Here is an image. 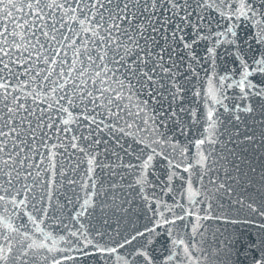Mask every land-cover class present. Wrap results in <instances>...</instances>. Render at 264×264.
<instances>
[{
	"label": "snow or ice",
	"instance_id": "6c2138e0",
	"mask_svg": "<svg viewBox=\"0 0 264 264\" xmlns=\"http://www.w3.org/2000/svg\"><path fill=\"white\" fill-rule=\"evenodd\" d=\"M0 210V264H264V0H0Z\"/></svg>",
	"mask_w": 264,
	"mask_h": 264
},
{
	"label": "water",
	"instance_id": "95a60500",
	"mask_svg": "<svg viewBox=\"0 0 264 264\" xmlns=\"http://www.w3.org/2000/svg\"><path fill=\"white\" fill-rule=\"evenodd\" d=\"M196 133H197V129L194 128L193 129V139L196 137ZM192 151L194 152L195 149H192ZM138 204H139V201H137L136 205H133V209L136 210L137 213L139 211L138 210ZM0 211H2V210H0ZM61 215L64 216V222L65 223H72L67 216V212L61 213ZM21 221H23L24 223H27L26 217L18 216L16 223H20ZM132 221L135 222L136 227H141L143 224L148 223V220L142 214H139V219L137 218V215H133ZM149 226H151V225H149ZM28 227H29V229H32L31 224H28ZM41 227H44L46 232H51L54 236H57V237L60 234H62V226L59 224L58 221L49 220L46 226L41 225ZM113 227H115V218H113ZM107 240H109L108 236L105 237L104 241H100V243H104ZM49 243H50V241H49ZM56 247L58 249H68L69 245L67 243L60 242ZM166 247H167L166 235H161L159 237V240L157 241V244H156V248L161 255V259L163 258V255L166 254L165 253ZM90 251H91V249H90ZM63 254H65V253H53L52 255H56L57 259H59L60 256ZM66 254L76 258L75 261L70 260L67 262V264H112L111 261L106 262L99 257H90V258L84 259V258L80 257L78 255V253H76L74 251H68ZM45 255H47V253L44 251L37 252L36 257H35V264H44L43 257ZM49 264H50V262H49Z\"/></svg>",
	"mask_w": 264,
	"mask_h": 264
}]
</instances>
